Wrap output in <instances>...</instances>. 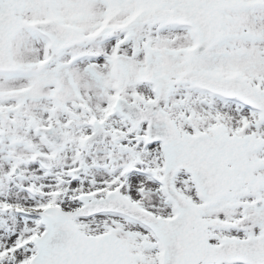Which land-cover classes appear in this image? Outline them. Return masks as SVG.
Returning <instances> with one entry per match:
<instances>
[{
	"label": "snow or ice",
	"instance_id": "1",
	"mask_svg": "<svg viewBox=\"0 0 264 264\" xmlns=\"http://www.w3.org/2000/svg\"><path fill=\"white\" fill-rule=\"evenodd\" d=\"M0 264H264V0H0Z\"/></svg>",
	"mask_w": 264,
	"mask_h": 264
}]
</instances>
